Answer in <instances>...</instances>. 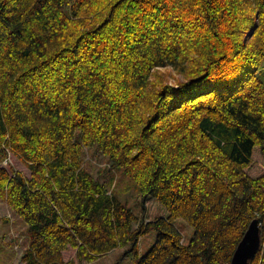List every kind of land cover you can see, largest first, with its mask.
<instances>
[{
    "label": "trees",
    "instance_id": "obj_1",
    "mask_svg": "<svg viewBox=\"0 0 264 264\" xmlns=\"http://www.w3.org/2000/svg\"><path fill=\"white\" fill-rule=\"evenodd\" d=\"M89 150L166 217L139 222ZM0 199L27 225L20 264L126 244L133 264H230L255 218L264 264V0H0Z\"/></svg>",
    "mask_w": 264,
    "mask_h": 264
},
{
    "label": "rangeland",
    "instance_id": "obj_2",
    "mask_svg": "<svg viewBox=\"0 0 264 264\" xmlns=\"http://www.w3.org/2000/svg\"><path fill=\"white\" fill-rule=\"evenodd\" d=\"M156 71L163 74L165 81L176 86L183 80L170 66L158 67ZM84 167L94 176L101 180H106L109 174L113 175L114 183L109 186L110 194L130 209V211L139 219V222L155 220L159 217H166V209L151 195H143L139 187L130 177L123 173L121 168H115L107 173L102 172L108 168L106 159L93 150L87 152ZM3 164L8 168L20 171L28 175V171L18 160L8 153ZM172 223L182 236V242L188 244L194 235V228L183 218H175ZM157 239L154 230H149L140 236L138 241V254H146ZM27 246V225L22 218L17 216L0 199V264H20V258ZM130 244L119 246L111 251L95 258L92 261L79 260L76 250L68 248L63 252L64 261H72L75 264H133L134 253L127 250Z\"/></svg>",
    "mask_w": 264,
    "mask_h": 264
},
{
    "label": "water",
    "instance_id": "obj_3",
    "mask_svg": "<svg viewBox=\"0 0 264 264\" xmlns=\"http://www.w3.org/2000/svg\"><path fill=\"white\" fill-rule=\"evenodd\" d=\"M260 248V225L258 219H253L242 238L238 242L230 264H250V260L255 256Z\"/></svg>",
    "mask_w": 264,
    "mask_h": 264
}]
</instances>
